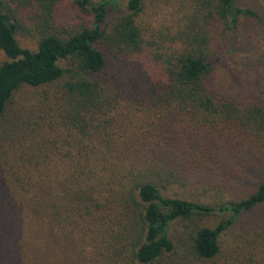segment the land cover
Segmentation results:
<instances>
[{
	"label": "trees",
	"instance_id": "1",
	"mask_svg": "<svg viewBox=\"0 0 264 264\" xmlns=\"http://www.w3.org/2000/svg\"><path fill=\"white\" fill-rule=\"evenodd\" d=\"M60 1L0 0V117L11 112L0 131V264L214 261L225 230L264 209V95L214 77L218 42L259 14L238 0H151L173 13L152 28L145 0H127L113 21L118 0H73L87 19L64 24ZM28 25L35 49L17 38ZM187 180L251 187L216 207L170 194ZM217 210L230 216L194 227L178 248L174 221ZM260 221L248 230L264 239ZM77 231L100 243L91 256Z\"/></svg>",
	"mask_w": 264,
	"mask_h": 264
},
{
	"label": "rangeland",
	"instance_id": "2",
	"mask_svg": "<svg viewBox=\"0 0 264 264\" xmlns=\"http://www.w3.org/2000/svg\"><path fill=\"white\" fill-rule=\"evenodd\" d=\"M241 7H250L259 14L258 19L242 18L239 21L238 27L228 33V37L218 42L220 50L225 54L222 60L218 62L214 70L215 81L218 85L238 86L242 88L244 94L247 96H263L264 95V0H238ZM171 3L159 2L154 5L151 0H145L144 9L146 10V18L152 28L160 26L161 22L170 24ZM127 0H118V5L109 12L108 20H115L116 16L126 10ZM56 19L62 21L64 24L72 23L78 24L80 21L87 19V16L75 8L73 0H61L55 9ZM26 16V13H22ZM26 20V18L24 19ZM262 20V21H259ZM58 21V22H59ZM25 25H27L25 23ZM31 26H24L17 34L20 44L24 47L35 49L37 45V38L31 29ZM33 32V33H32ZM7 60V56L0 50V64ZM33 91L31 88H23L21 94L25 91ZM35 91V90H34ZM18 106V105H17ZM11 112H7L5 117H0V131L2 126L6 125L4 118L10 117ZM47 132V131H45ZM60 165L63 160H60ZM115 171L117 166H110V170ZM105 174V173H104ZM103 177L100 181L97 179L93 183L94 187L101 192L107 187V182ZM93 182V181H92ZM115 190L117 187L114 183H110ZM247 187V186H246ZM251 187V186H249ZM247 187V188H249ZM247 188L239 192L237 186L233 187V191H227L221 185H209L203 181L194 182V180H187V183L178 184L171 191L170 194L177 193V195L185 198H190L199 202H205L215 205L227 204L230 201L237 199V197L245 194ZM242 190V189H241ZM95 192L94 195H98ZM101 194L107 195L106 192ZM99 196V201L104 205V214H108V209L112 216L117 212L116 207H109L106 197ZM112 200V199H111ZM108 207V209H107ZM230 216L229 212L213 211L208 214H195L189 218L176 220L170 227V233L175 240L178 248L189 237L191 229L196 226H210L214 227L221 220L227 219ZM264 217V209H259L243 214L238 221L231 224L221 236V247L217 258L208 264H264V239L259 233L253 232L249 226L260 223V217ZM98 222L95 227L97 239H101L104 230V221ZM259 226V225H258ZM105 234V233H104ZM77 242L82 244L83 252L90 255L93 249V244L100 246V243L95 244L92 240H80V233L77 231L73 233ZM108 237V236H107ZM92 244V245H91ZM88 251H87V249ZM91 256V255H90Z\"/></svg>",
	"mask_w": 264,
	"mask_h": 264
}]
</instances>
